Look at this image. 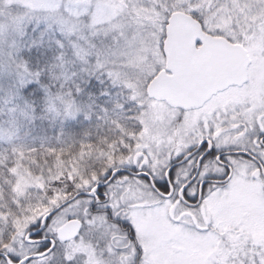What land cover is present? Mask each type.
Wrapping results in <instances>:
<instances>
[{
	"label": "snow or ice",
	"instance_id": "1",
	"mask_svg": "<svg viewBox=\"0 0 264 264\" xmlns=\"http://www.w3.org/2000/svg\"><path fill=\"white\" fill-rule=\"evenodd\" d=\"M0 264H264V0H0Z\"/></svg>",
	"mask_w": 264,
	"mask_h": 264
}]
</instances>
